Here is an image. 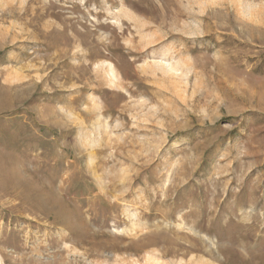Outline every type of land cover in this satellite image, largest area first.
<instances>
[{"label": "rangeland", "instance_id": "1", "mask_svg": "<svg viewBox=\"0 0 264 264\" xmlns=\"http://www.w3.org/2000/svg\"><path fill=\"white\" fill-rule=\"evenodd\" d=\"M0 264H264V0H0Z\"/></svg>", "mask_w": 264, "mask_h": 264}]
</instances>
